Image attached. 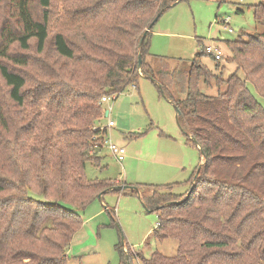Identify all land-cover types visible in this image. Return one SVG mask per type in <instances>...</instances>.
<instances>
[{
  "label": "trees",
  "instance_id": "16d2710c",
  "mask_svg": "<svg viewBox=\"0 0 264 264\" xmlns=\"http://www.w3.org/2000/svg\"><path fill=\"white\" fill-rule=\"evenodd\" d=\"M181 1L39 0L36 10L34 0H0L11 10L0 19L8 90V101L0 93V264H68L79 210L116 186L86 175L88 163L101 165L108 134L101 98L141 77L181 112L178 124L203 161L188 196L131 191L159 214L155 237L177 240V253L146 257L117 245L120 264H264V30L225 41L236 65L227 79L220 61L214 70L202 62L215 59L205 51L183 67L159 56L155 69L147 60L152 30ZM254 15L264 28V1ZM33 60L44 65L31 81L18 68ZM13 105L28 118L24 138L11 134Z\"/></svg>",
  "mask_w": 264,
  "mask_h": 264
},
{
  "label": "rangeland",
  "instance_id": "374dc122",
  "mask_svg": "<svg viewBox=\"0 0 264 264\" xmlns=\"http://www.w3.org/2000/svg\"><path fill=\"white\" fill-rule=\"evenodd\" d=\"M263 1L179 2L165 11L155 24L150 39V52L153 55L148 56L147 60L155 69L161 64L159 56L165 57L173 67H183L185 62L189 63L197 54L204 52V46H219L223 57L218 73L225 79L229 78L235 72L236 65L230 61L231 52L225 41L246 38L247 34L264 30L254 15L255 6ZM58 3L59 0H55L54 4ZM34 8L40 10L39 0H34ZM10 16L11 10L0 6V19ZM224 19H228L233 32L224 29ZM30 55H33L32 51ZM48 55L49 60L54 59L51 58L52 51ZM216 61L209 55L202 58V62L213 70ZM43 65L33 60L29 67L18 69L28 72L31 80L39 75ZM30 84L29 89L33 87ZM0 93L8 101V90L1 76ZM173 93L177 98L185 97L184 93ZM260 102L264 105V99H260ZM13 106L11 134L18 132L24 138L22 126L27 124L28 118L21 113L20 107ZM102 106L104 125L107 126L109 121L115 123L114 127H108L106 140L124 146L125 159L118 161L104 144L100 152L101 165L88 163L87 177L111 179L116 185H141L139 194L146 192L151 195L156 190L173 197L188 196L192 192L195 171L203 159L199 149L188 141L180 128L174 104L160 95L156 84L147 77H141L137 86L131 84L124 92L103 102ZM3 157L4 154L0 153V160ZM79 214L83 223L67 250L68 264H120L117 245L135 253L141 250L146 257H150L156 249L165 255L177 253V240L168 239L160 243L156 239L160 216L145 208L138 193L130 190L106 192L85 209L79 210ZM133 263L140 264L138 260Z\"/></svg>",
  "mask_w": 264,
  "mask_h": 264
},
{
  "label": "built area",
  "instance_id": "2783aa9c",
  "mask_svg": "<svg viewBox=\"0 0 264 264\" xmlns=\"http://www.w3.org/2000/svg\"><path fill=\"white\" fill-rule=\"evenodd\" d=\"M240 1H243V0H240ZM224 24L226 25L224 28L225 30H228L229 32L234 31L232 28L229 27L228 19L226 20L224 19ZM204 51L209 54H213L215 59L218 61H220L223 57V52L219 46L207 45V46H204ZM110 98L111 96H103L101 98V103L103 104V102L108 101ZM114 126H115V123L113 121H109L107 124V127H110V128ZM105 145L110 149V151L114 154V156L116 157L118 161H123L125 159L126 149L124 146L116 144L110 140H105Z\"/></svg>",
  "mask_w": 264,
  "mask_h": 264
},
{
  "label": "water",
  "instance_id": "95a60500",
  "mask_svg": "<svg viewBox=\"0 0 264 264\" xmlns=\"http://www.w3.org/2000/svg\"><path fill=\"white\" fill-rule=\"evenodd\" d=\"M160 15H161V14H158V15L156 16L155 20H154V21L151 23V25L147 28V30H146L145 33L143 34V37H142V39H141V43L144 41L145 36L147 35V32L150 31V30L153 28V26H154L156 20L159 19ZM142 62H143V59H142V56L140 55V56H139V67L142 66ZM180 113H181V112L178 110V111H177V117H178V115H180ZM106 115H108V112H106ZM193 142H194L195 144L198 145V142H197V140H196L195 138H193ZM199 169H200V167L198 168V171H199ZM109 190H110V191H123V190H130V191H136V192H139V187H138V186H134V185L122 184V185H116V186H113V187H111L110 189H108L107 191H109ZM191 190H192V189H191ZM107 191H103L102 193H100V194L98 195V197L101 198L102 195H103L104 193H106ZM170 203H172V202H170Z\"/></svg>",
  "mask_w": 264,
  "mask_h": 264
},
{
  "label": "crops",
  "instance_id": "0c3cea01",
  "mask_svg": "<svg viewBox=\"0 0 264 264\" xmlns=\"http://www.w3.org/2000/svg\"><path fill=\"white\" fill-rule=\"evenodd\" d=\"M151 55H153V54H151ZM151 55H150V56H151ZM156 57H158V56H156ZM158 58H159V57H158ZM148 62H149V61H148ZM149 63H150V62H149ZM150 64H151V63H150ZM151 65H152V64H151ZM152 67L155 68L154 66H152Z\"/></svg>",
  "mask_w": 264,
  "mask_h": 264
}]
</instances>
